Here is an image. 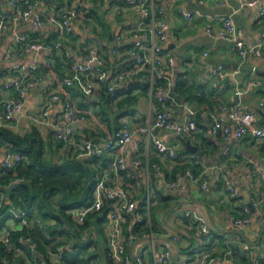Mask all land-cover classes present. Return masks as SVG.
Returning <instances> with one entry per match:
<instances>
[{
  "label": "crops",
  "instance_id": "obj_1",
  "mask_svg": "<svg viewBox=\"0 0 264 264\" xmlns=\"http://www.w3.org/2000/svg\"><path fill=\"white\" fill-rule=\"evenodd\" d=\"M7 1L0 0V10L7 9ZM68 1L40 0L38 8L44 13L49 10H60L72 2V0ZM250 1H254V3L248 4ZM155 4L154 16L161 20L162 30L166 36L163 43L164 50L174 58V65L170 69L174 95L172 102L168 105L171 117L176 120L183 119L188 106L205 110L208 114L195 117L201 127L195 140L156 128H153L149 133L134 134V140L141 144L142 166L133 165L132 146L130 145L125 153L126 171L123 173L125 186L131 189L138 199H141L146 186V173L149 172V165L153 162H160L168 178H177L187 166L191 165V153L185 151L186 141L198 146L194 155L196 158L199 155L198 159L205 164L225 158L224 150L227 149L226 158L229 159V162L234 163V166H230L225 170V173L238 188L240 196L236 199L231 198L225 191L218 174L210 177L206 189H201L198 183H194L189 184L183 192L164 190L160 184H156L154 180L150 179L152 203L156 204L154 210L156 225L154 228L152 223V226L158 235L162 234L161 236L164 237L163 232L169 233L165 228L167 225L162 221L165 210L174 204H178L172 209L174 212H178L177 214L180 213V208H193L198 214L206 216L209 221L211 230L208 246L212 253L218 254L222 250L225 238L229 239L231 244L230 256L222 262L212 264H240L239 259L241 258L246 259L247 264H254L256 258L264 256V231L258 241L262 221H253L246 227L237 230L231 225L229 216L241 215V205L247 202L248 197L253 194V189L261 182L264 174V138L245 136L231 142H224L210 134L209 112L216 113L224 104L230 106L241 101L255 110L258 117L257 124L264 129V108L259 107V101L264 98V76L260 75L259 71L264 70V64H258L254 58L248 57L237 73L233 76L229 74L227 80L237 81L239 88L244 90L241 95L234 94L233 88L230 86L219 87V84L208 75V68L219 63L234 66L237 64L238 58L230 41L208 36L204 33V28L208 25L218 28L222 16L234 12L233 18L237 33L245 44L250 45L264 31V14H261L264 0H170L169 4L164 0H155ZM79 9L81 18L75 23L73 33L62 40L66 55L83 59L90 48H96L105 61L109 78L120 70L128 69L131 66V58L127 51L132 44L131 36L139 15L126 0H80ZM191 10H197L199 13L193 15L191 19H185L184 13ZM21 34L29 39L50 43L55 41L57 35L53 27L47 25L37 29L30 21L20 22L9 30L0 31V101L5 96L15 93L14 88L5 86L6 80L15 75V72L10 70L11 67H26L32 62H36L39 65L38 71L43 76L35 87L25 93L22 109L16 114V119L13 121L14 126L11 130L24 135L34 128L32 122L27 118L29 112L47 106L49 122L55 121L61 115L62 101L51 100L50 96L56 85L68 75L69 70L57 73L54 68L55 61H53L54 59L50 61L47 50H40L36 53L27 52L21 56L17 54L7 56L8 51L14 46L15 37ZM118 36H120L119 42L116 40ZM203 51H207L208 54L202 56ZM61 53L62 50L55 52L58 55ZM249 78H262L263 85L247 89L245 82ZM128 82L123 83L120 87H125ZM175 82H178L176 88ZM101 88V84L96 83L91 96L84 95L76 86L69 88L71 101L78 112L85 116V119L75 124L74 143L65 144L59 148L48 144L50 140L55 141L49 128L38 130L45 143V158L57 162L75 157L77 152L75 143L84 138H92L97 143H103L111 138L114 131L124 122L130 127L150 126L153 123L154 111L159 104L153 99L149 87L146 91L134 87L129 94H119L111 100H106V93ZM128 96L133 97L131 102L127 100ZM102 103L103 106H101ZM154 139L173 144L179 150L180 157L172 161L167 156L158 153L153 145ZM112 155L113 152L103 157L111 159ZM251 162L257 163L259 166V176L253 180L245 175L246 165ZM99 164L98 160L97 165L101 166ZM101 169L102 167L96 171V176ZM194 172L197 174L198 169L195 168ZM5 189L7 187L1 189L0 197L7 200L8 194L2 192ZM159 193L166 198L157 199ZM261 212L264 215V204L261 207ZM97 215L101 216L100 213ZM209 215L215 227L211 225ZM98 216H95L89 224L87 232H81L82 238L91 236L98 240L95 228L97 225L95 218ZM176 217L177 215H173V222L169 223L179 230L180 239L176 243L164 239L156 240L159 247L170 249L172 264H176L180 257L189 253L188 236L192 231L187 218L180 216L177 219ZM73 218L78 223L74 213ZM15 221L14 218H7L4 222H0V233L12 226ZM47 223L53 224V221L49 220ZM227 230L229 233L226 232ZM231 231L243 232L249 243ZM21 252L20 249L16 250V255ZM92 264H95L94 261ZM103 264H108L104 253Z\"/></svg>",
  "mask_w": 264,
  "mask_h": 264
},
{
  "label": "built area",
  "instance_id": "obj_2",
  "mask_svg": "<svg viewBox=\"0 0 264 264\" xmlns=\"http://www.w3.org/2000/svg\"><path fill=\"white\" fill-rule=\"evenodd\" d=\"M164 1L167 4L170 2V0ZM39 2L40 0H8L7 9L0 10V31L9 30L20 22L30 21L33 27L37 29L47 25L53 27L57 35L55 41L50 43L29 39L21 34L15 37L14 46L8 51L7 56L14 54L21 56L27 52L36 53L40 50H47L50 61H52L54 53L57 50H62L63 38L73 33L75 23L81 18L80 0H72L64 8L49 10L46 13L38 8ZM126 2L139 15L131 36L132 44L127 51L131 58V66L124 71L116 72L109 78L102 55L96 48H90L83 59L73 57L70 60L68 75L56 85L50 96L51 100L62 101L61 115L55 121L49 122L47 106H42L36 111L29 112L27 118L39 131L49 128L55 141L63 142L64 145L73 144L75 124L84 120L85 116L75 108L70 98L69 88L76 86L84 95L91 96L96 83L106 82L105 88L108 96L113 98L116 89L125 82L137 78L148 84L153 99L159 104L154 111L153 123L150 126L130 127L124 122L114 131L111 138L103 143H97L92 138H84L75 143L77 146L76 159L83 160L93 156L103 157L112 152L113 155L95 178L90 203L77 207L72 212L78 222H82L88 214L93 212L105 215L107 236L105 254L108 264H172L170 249L159 247L156 240L164 239L176 243L181 234L170 223L168 224L175 229L165 226L169 233L163 232L164 237L161 236L162 234L158 235V232L154 230L150 212L153 195L149 180H154L164 190L183 192L189 184L194 183H198L201 189H206L210 177L218 174L225 191L231 198H238L240 193L225 173V170L230 166H234V163L229 162V159L226 158L227 149L224 150L225 158L211 164H205L194 154H191V165L187 166L183 173L174 179L166 176L160 162L151 163L150 168H148L149 172L146 173V186L141 199H138L133 191L125 186L123 180V173L126 171L125 153L130 145L132 146L133 165L142 166L140 159L141 144L134 140V134L138 132L149 133L153 128H156L183 136L186 139L195 140L201 128L195 117L208 114L205 110L188 106L183 119L176 120L171 117L168 105L173 99L171 95L173 82L170 69L174 65V58L163 47L166 36L162 30L161 20L154 16L155 0H126ZM253 3L254 1L248 2V4ZM198 13L197 10L187 11L184 13V17L188 20ZM233 13L224 14L218 28L206 26L204 33L214 39L232 43L238 58L237 64L229 66L226 63H219L210 66L208 75L219 84V87L230 86L233 88L234 94L239 96L244 90L239 88L237 81H228L227 77L229 74L233 76L237 73L248 57L254 58L258 64H264V31L259 34L254 43L245 44L237 33ZM261 14H264V8H262ZM149 22H151L150 25ZM116 40L119 42L120 36ZM207 54V51H203L202 56ZM38 69L39 65L36 62H32L26 67L13 66L10 68L11 71L15 72V75L6 80L5 86L14 88L15 93L5 96L0 101V128H13L16 114L22 109L25 93L35 87L43 77ZM158 80L162 82L157 83ZM262 85V78H249L245 82L247 89ZM259 107L264 108V98L259 101ZM209 116L211 119L210 134L224 142H231L245 136L264 138V129L257 124L258 117L255 110L244 102L237 101L230 106L224 104L216 113L209 112ZM153 145L158 153L167 156L172 161L180 157L179 150L167 141L154 139ZM21 160H23V156L20 153L7 147L0 148V166L12 169ZM195 168L198 169L197 174L194 172ZM258 170L257 163H248L245 168V175L253 180L259 176ZM20 180L18 178L13 180L11 185L13 186L15 182ZM1 203L2 200H0V206ZM263 204L264 174L259 185L253 189V194L248 197L245 204L241 205V215L229 216L231 225L240 230L253 221H263L264 215L261 212ZM10 212L16 221L0 233V241L7 251L15 250L10 238V231L20 230L27 223L26 212L14 209ZM181 215L190 221L192 231L188 236L189 253L180 257L176 264H212L222 262L230 256L232 249L227 238L223 241L224 247L218 254L210 251L208 241L211 229L206 216L198 214L193 208H183ZM178 217L180 215H177L176 218L178 219ZM24 240L29 239L19 238V241ZM30 245L32 252L36 254V244L30 243ZM63 251L64 247L58 246L55 250H47L46 253L52 262H58ZM261 261H264V256L256 258L254 264H261Z\"/></svg>",
  "mask_w": 264,
  "mask_h": 264
},
{
  "label": "trees",
  "instance_id": "obj_3",
  "mask_svg": "<svg viewBox=\"0 0 264 264\" xmlns=\"http://www.w3.org/2000/svg\"><path fill=\"white\" fill-rule=\"evenodd\" d=\"M72 58L66 55L64 46L60 55L54 53L53 61H55L56 72L69 70ZM161 82L157 81V83ZM105 83H100L101 89L106 93V100H111ZM177 86L178 82H175V88ZM134 87H139L142 91L148 89L146 83L135 78L130 80L125 87L117 88L115 96L129 94ZM127 100L131 102L133 97L128 96ZM48 144L56 148L64 145L63 142L51 140ZM44 146V140L35 127L24 135L17 134L11 129L0 128V148L7 147L23 156V160L12 169L0 166V191L2 186L8 187L13 180L21 179L15 182L10 189L2 190L3 193L8 194V199L0 197L2 200L0 222H4L7 218H14L10 212L12 209L24 211L27 214V223L20 230L10 231L15 250L7 251L0 241V264L13 262L17 264H55L56 262L53 263L46 252L55 250L58 246L64 247V251L56 264H92L94 255L87 254V250L93 243L94 237L82 238L81 232L88 231L87 227L94 217L98 216V213H90L82 222L77 223L72 211L90 203L96 171L105 167L110 159L93 156L80 160L71 157L54 162L44 157ZM98 160L101 166L97 165ZM157 198L162 200L166 197L159 193ZM103 218H105L104 214L96 217V223H100ZM49 220H52L53 224H48ZM152 222L155 228L156 221L152 220ZM95 228L98 232L97 226ZM19 238L29 240L19 241ZM30 243L36 244V254L32 252ZM18 249L22 252L16 255ZM102 250L105 254V248ZM239 261L240 264H247L246 259L241 258ZM260 263L264 264V261Z\"/></svg>",
  "mask_w": 264,
  "mask_h": 264
},
{
  "label": "rangeland",
  "instance_id": "obj_4",
  "mask_svg": "<svg viewBox=\"0 0 264 264\" xmlns=\"http://www.w3.org/2000/svg\"><path fill=\"white\" fill-rule=\"evenodd\" d=\"M103 106V103L102 105ZM159 199V198H157ZM158 205V203H157ZM155 207H156V204H152L151 205V215H152V218L151 220L155 221V218H154V210H155ZM181 211H182V208H180L179 210V214H177L176 212H174L172 210V212H170L167 217H166V221L169 223V222H173V218L172 216H176V215H181ZM92 217V216H90ZM105 221L106 219L103 218L101 219V222L98 223L96 226H97V229H98V232H97V235H98V240L96 238H94L93 240V243L91 244V246L88 248L87 250V254H93L94 255V258H93V261L94 263H99V264H103V252H102V248H105L106 245H107V242H106V239H107V236H106V231H105ZM153 223V222H152ZM91 237V236H89ZM55 263V262H53Z\"/></svg>",
  "mask_w": 264,
  "mask_h": 264
},
{
  "label": "water",
  "instance_id": "obj_5",
  "mask_svg": "<svg viewBox=\"0 0 264 264\" xmlns=\"http://www.w3.org/2000/svg\"><path fill=\"white\" fill-rule=\"evenodd\" d=\"M259 74L264 76V70H260V71H259ZM173 91H174V86H171V95H172V96L174 95V92H173ZM197 150H198V146H197V145H193V144H191L189 141H186V142H185V151H187V152H189V153H191V154H194V153L197 152ZM198 158H200L199 155H198ZM11 187H12V185H9V186L7 187V189H10ZM4 188H5L4 186L1 187V189H4ZM177 205H178V204H174V205L170 206L169 208H167V209L165 210L164 214H163V217H162V219H163L162 221H163V222H164L169 228H171V229H175V228H173L170 224H168V223L165 221V217H166V215L168 214V212L171 211L172 209H174ZM209 218H210V223H211V225H212L213 227H215V225H214V223H213V220H212V218L210 217V215H209ZM263 231H264V220L261 222V228H260V234H259V236H258V241L260 240ZM94 232H95V231H94ZM226 232L229 233V230H227ZM231 232H234V233L238 234L240 237H242V239H243L245 242H248V240L245 238L243 232H241V231H231ZM248 243H249V242H248Z\"/></svg>",
  "mask_w": 264,
  "mask_h": 264
}]
</instances>
